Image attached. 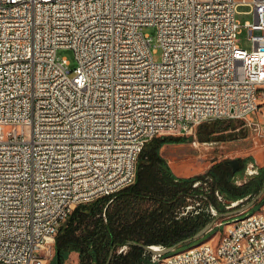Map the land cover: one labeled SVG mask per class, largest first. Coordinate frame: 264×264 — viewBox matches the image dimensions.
Masks as SVG:
<instances>
[{
	"label": "built area",
	"instance_id": "built-area-1",
	"mask_svg": "<svg viewBox=\"0 0 264 264\" xmlns=\"http://www.w3.org/2000/svg\"><path fill=\"white\" fill-rule=\"evenodd\" d=\"M241 3L254 14L251 49L237 42ZM261 99L264 0H0V264H45L76 204L135 181L151 137L249 119ZM258 208L219 221L197 248L149 251L151 261L264 264Z\"/></svg>",
	"mask_w": 264,
	"mask_h": 264
},
{
	"label": "trees",
	"instance_id": "trees-1",
	"mask_svg": "<svg viewBox=\"0 0 264 264\" xmlns=\"http://www.w3.org/2000/svg\"><path fill=\"white\" fill-rule=\"evenodd\" d=\"M184 139V135L174 134L151 137L139 153L134 182L115 193L76 204L58 227L53 259L49 264H68L65 260L71 251L78 253V261L73 264H153L149 251L140 244L128 241L163 245L175 243L193 234L214 217L209 204L219 212L225 211L229 209L227 205L231 200L253 196L264 184V166L247 180L240 183L234 181L233 175L244 168L248 157L243 158L242 163L238 158L241 167L235 171L230 164L220 160L212 163L203 173L176 175L161 154V146ZM198 179L201 183L193 185ZM216 191L224 195V201L218 199ZM191 195H200L204 203H199L197 207L193 204V209L180 214L181 211L176 209L186 207L189 203L187 198ZM143 201H148V204L144 206ZM263 201L264 193L242 213L257 209ZM209 233L205 232L203 236L184 242L175 249L200 241ZM122 245H126V249L119 251Z\"/></svg>",
	"mask_w": 264,
	"mask_h": 264
},
{
	"label": "rangeland",
	"instance_id": "rangeland-1",
	"mask_svg": "<svg viewBox=\"0 0 264 264\" xmlns=\"http://www.w3.org/2000/svg\"><path fill=\"white\" fill-rule=\"evenodd\" d=\"M249 9H251L249 5L241 3L237 6L236 12V18L240 23V29L237 33V42L245 49L252 48V40L249 37V32L246 25H244L245 21H253L254 19L253 11L252 9ZM142 30L152 34L154 33V28L150 25L143 26ZM153 48L154 57L159 59L161 57V49L159 47L155 48L154 46ZM57 52L59 55L67 57L71 67L75 65V57L71 48L61 47L58 48ZM248 118L249 119L226 118L219 119L218 121H202L196 125L195 132L192 134L172 132L161 133L185 136L184 140L170 141L162 144L161 154L167 160L172 171L178 176H189L197 173H203L212 163L227 158H241L242 163V159L248 157L244 168H240L241 163L239 162L237 168L240 169H238L237 173L233 175L234 181L236 183L243 182L250 178V176L255 175L261 166H264V99H261L258 102L257 108L248 114ZM251 164L257 168V172L250 174L247 172V169L249 166H251ZM196 181V184L201 183L200 179ZM203 183L206 184V182ZM196 184L193 183V185ZM217 192L216 194L218 199L224 201V195L220 191ZM245 198L246 197L240 198L238 200H231L229 203V208L231 206H238L240 203L244 202L243 200H245ZM187 200L189 202L187 204L189 206L188 209H193V204H195L197 207L199 206V203H204L200 195H191L187 198ZM142 204L146 206L148 201H143ZM176 210L182 212L186 211V208H178ZM215 210L214 217H217L208 230L210 231L209 235L204 237L202 240L209 239L212 237V234H219L222 231L223 225L217 224L219 221L226 220L233 216L243 215L242 212L231 215H219V211L216 208ZM197 242L191 243L190 245ZM54 250V245L47 249L45 264H49L52 261ZM77 261L78 253L76 251H71L65 260V262L68 264H73Z\"/></svg>",
	"mask_w": 264,
	"mask_h": 264
},
{
	"label": "water",
	"instance_id": "water-1",
	"mask_svg": "<svg viewBox=\"0 0 264 264\" xmlns=\"http://www.w3.org/2000/svg\"><path fill=\"white\" fill-rule=\"evenodd\" d=\"M223 161H224V163L230 164L233 171H235L237 169L239 162H240L238 158H227V159H224ZM263 193H264V184L260 187V189L253 196H250L248 198L246 196L247 199L244 202H242L238 206L230 207L229 209H227L225 211H220L219 215H231V214L243 212V211L247 210L248 208H250L251 206H253V204L259 200V198L262 196ZM216 217L217 216H215L211 220L207 221L203 226H201L193 234H191V235H189V236H187L181 240H178L175 243H172L169 245H164L162 248H159V249L153 248L152 244L142 243L141 241L129 240L128 242L140 244L146 250L153 252V253H158V252L167 253L169 251L174 250L179 244H181L184 241H189V240H192V239H195V238L202 236L205 232H207L210 229V227H211V225L214 222ZM109 257H108V260H109ZM57 264H59V263H57Z\"/></svg>",
	"mask_w": 264,
	"mask_h": 264
},
{
	"label": "bare ground",
	"instance_id": "bare-ground-1",
	"mask_svg": "<svg viewBox=\"0 0 264 264\" xmlns=\"http://www.w3.org/2000/svg\"><path fill=\"white\" fill-rule=\"evenodd\" d=\"M258 215H259V208L257 210H253V211L246 213V216H258ZM210 238H212V237H210ZM210 238L206 239V240L199 241V242L192 244L186 248H197L200 246V244H207L210 242ZM152 247L159 249L160 247H162V245L160 243H154V244H152Z\"/></svg>",
	"mask_w": 264,
	"mask_h": 264
}]
</instances>
